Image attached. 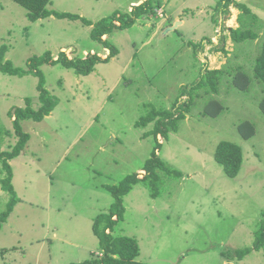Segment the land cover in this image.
<instances>
[{
	"label": "rangeland",
	"instance_id": "374dc122",
	"mask_svg": "<svg viewBox=\"0 0 264 264\" xmlns=\"http://www.w3.org/2000/svg\"><path fill=\"white\" fill-rule=\"evenodd\" d=\"M142 1L52 0L49 8L94 23L117 11L129 13L131 5ZM160 1L155 15L109 33L107 39L119 53L91 74L61 64L41 66L44 86L57 105L42 121L22 118L30 139L23 154L10 160L14 207L11 190L3 188L7 171L0 162V217L9 214L2 218L0 264H70L101 257L93 225L115 202L106 186L141 173L156 147L155 135L148 134L156 120L146 126H138L139 121L152 110L172 109L187 95L194 102L191 112L160 151L182 174L159 170V197L144 183H135L124 198L127 210L115 235L135 237L138 260L148 264H264V248L244 258L235 255L253 247L264 221V84L254 80L248 90H240L227 73L218 93L193 90L206 66L230 70L243 65L253 73L264 45V0H238L259 16L247 24L258 38L240 43L231 40L229 29L241 27L238 17L244 14L233 4L225 13L224 4L218 8L222 0ZM93 28L81 19L55 16L32 22L26 8L0 0V48L6 45L5 60L24 69L30 58L47 51L55 59L63 51L72 57L108 55L93 40ZM194 44L203 47L196 50ZM39 79L30 72L12 76L0 70L3 151L13 150L19 141L11 115L15 109L26 108L27 98L35 110L42 106ZM212 99L224 106L218 117L204 114ZM247 120L256 126L250 139L239 131ZM221 141L243 148L236 178L227 176L215 158Z\"/></svg>",
	"mask_w": 264,
	"mask_h": 264
},
{
	"label": "trees",
	"instance_id": "16d2710c",
	"mask_svg": "<svg viewBox=\"0 0 264 264\" xmlns=\"http://www.w3.org/2000/svg\"><path fill=\"white\" fill-rule=\"evenodd\" d=\"M27 9V15L30 21L37 22L40 19H46L51 16L57 18H70L72 20L81 19L87 25H94L91 31L93 40L98 41L109 51L108 55H102L96 52H91L85 57H72L71 54L63 51L55 59L51 51H47L42 56L32 57L28 60V69H24L15 66L11 60H5L7 53V46L3 45L0 48V70L3 73L12 76H24L27 73H33L37 77H40L38 82V90L40 92V100L42 106L39 110H35L31 104L32 99L27 98V107H18L12 113L14 125L16 128L19 141L11 151H3L0 148V162L3 164V168L7 171V175L3 180V188L11 190L12 199L10 205L17 203L16 191L13 187L12 180L14 178L13 168L10 164V160L19 156L25 148L27 142L30 139L28 133L24 132L21 127L23 119H34L36 121H42L46 116L50 115L55 109L56 101L51 96L48 89L45 88V77L41 71V66L44 64L57 65L61 64L66 68L74 69L78 74L89 75L96 66L101 63L109 62L115 57L119 50L111 44L107 36L115 29H128L135 25L138 19L144 15L156 14V8L162 6L160 0H143L137 5H133L129 13L117 11L111 16L105 17L97 22L83 18L78 14L70 12L60 13L49 8V4L52 0H13ZM218 8L223 4L225 7L224 12L229 13V7L233 4L237 9L242 11L243 15L238 18L241 27L230 28V37L234 43H240L246 40H256L258 33L251 29H248L249 23H255L259 20V16L253 12L246 4L238 2V0H222ZM195 49L199 50L203 47V44H194ZM4 60L6 62H4ZM227 69V68H226ZM224 67L218 69H210L206 66L202 72L200 79L193 86V90H203L209 88L212 92L218 93L220 91V82L223 77L228 73L229 76H233V84L240 90H248L252 81L257 80L259 83L264 84V45L260 54L256 59L253 73L250 74L246 71L245 66L237 65L236 67L226 70ZM187 99L181 104L179 101L169 110H152L148 115L142 117L138 123L140 125H147L150 122L156 120L154 128L148 132V134L155 135L156 147L152 153L151 161L142 172L134 176L133 178H127L120 185H107V189L110 190L115 197V202L112 204L109 213H104L97 216L94 220L93 230L95 235L99 238L100 249L102 250L101 257H93L82 262H73L70 264H148L146 262L138 260L140 256V244L135 237L128 235H115V229L121 221L125 218L126 208L124 204V198L133 190L135 183L142 182L148 188H150L153 197H159L161 194V181L158 171H164L167 174H175L179 176L182 172L173 169L160 155V151L164 144V139L170 136V133L177 132L179 130L180 122L187 118V115L191 112L190 102L192 99L187 95ZM261 109L264 113V99L261 102ZM177 110V113L176 111ZM224 110V106L219 100L212 99L209 101L205 108L204 114L206 116L218 117ZM239 131L243 138L250 139L256 134V126L250 121H244L239 124ZM147 134V133H146ZM163 138V140H162ZM216 160L223 166L224 172L230 178H236L244 163L243 148L230 141H221L216 148L215 152ZM15 198V199H14ZM14 207V206H13ZM12 210L9 212L11 213ZM9 214L6 212L0 217V230L2 229L3 221ZM2 218L4 220L2 221ZM264 248V221L261 224V228L256 233V238L253 247H247L236 250V257L244 258L252 250H260Z\"/></svg>",
	"mask_w": 264,
	"mask_h": 264
},
{
	"label": "crops",
	"instance_id": "0c3cea01",
	"mask_svg": "<svg viewBox=\"0 0 264 264\" xmlns=\"http://www.w3.org/2000/svg\"><path fill=\"white\" fill-rule=\"evenodd\" d=\"M132 6H133V5H131L130 7L132 8ZM176 21H177V23L180 22L179 25H183V24H185V21H184L183 19H180V20L177 19ZM136 24H137V23H136ZM136 24H135V25H136ZM118 30H119V29H118ZM108 37H109V34H108L107 38H108ZM21 154H23V152H22ZM21 154H20V155H21ZM12 161H13V159H12ZM9 162H10V161H9ZM10 164H11V166H12V163H10ZM12 168H13V167H12ZM24 252H25V251H24Z\"/></svg>",
	"mask_w": 264,
	"mask_h": 264
}]
</instances>
